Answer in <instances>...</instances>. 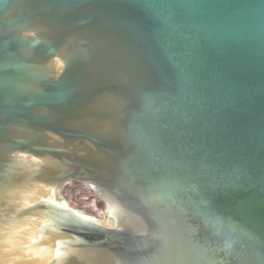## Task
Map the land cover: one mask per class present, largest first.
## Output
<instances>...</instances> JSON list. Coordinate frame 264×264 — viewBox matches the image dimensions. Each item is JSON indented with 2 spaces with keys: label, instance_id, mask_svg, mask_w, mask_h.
Segmentation results:
<instances>
[{
  "label": "water",
  "instance_id": "95a60500",
  "mask_svg": "<svg viewBox=\"0 0 264 264\" xmlns=\"http://www.w3.org/2000/svg\"><path fill=\"white\" fill-rule=\"evenodd\" d=\"M0 264H264V0H0Z\"/></svg>",
  "mask_w": 264,
  "mask_h": 264
},
{
  "label": "flooded vegetation",
  "instance_id": "af4514ba",
  "mask_svg": "<svg viewBox=\"0 0 264 264\" xmlns=\"http://www.w3.org/2000/svg\"><path fill=\"white\" fill-rule=\"evenodd\" d=\"M69 182L74 183V180L67 181L64 185H65V186L69 185V184H70ZM71 186H72V185H71Z\"/></svg>",
  "mask_w": 264,
  "mask_h": 264
}]
</instances>
